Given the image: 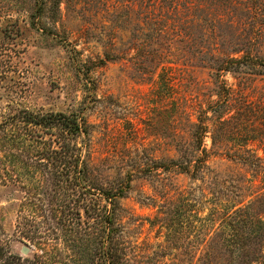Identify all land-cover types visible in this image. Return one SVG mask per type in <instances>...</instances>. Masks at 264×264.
<instances>
[{"label": "rangeland", "instance_id": "rangeland-1", "mask_svg": "<svg viewBox=\"0 0 264 264\" xmlns=\"http://www.w3.org/2000/svg\"><path fill=\"white\" fill-rule=\"evenodd\" d=\"M24 108L83 111L133 264H264V0H0V118ZM25 196L0 181V247L34 259Z\"/></svg>", "mask_w": 264, "mask_h": 264}, {"label": "trees", "instance_id": "trees-1", "mask_svg": "<svg viewBox=\"0 0 264 264\" xmlns=\"http://www.w3.org/2000/svg\"><path fill=\"white\" fill-rule=\"evenodd\" d=\"M228 100L225 95L218 107ZM89 131L81 110L24 108L0 118V181L19 184L42 211V220L33 214L23 222L41 254L23 259L0 247V264H133L118 221L128 184L101 182L87 157Z\"/></svg>", "mask_w": 264, "mask_h": 264}, {"label": "water", "instance_id": "water-1", "mask_svg": "<svg viewBox=\"0 0 264 264\" xmlns=\"http://www.w3.org/2000/svg\"><path fill=\"white\" fill-rule=\"evenodd\" d=\"M22 252L24 254H27L29 252V248L28 247H23Z\"/></svg>", "mask_w": 264, "mask_h": 264}]
</instances>
